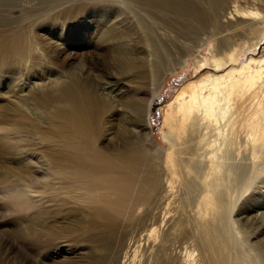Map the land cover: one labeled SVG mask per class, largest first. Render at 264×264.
<instances>
[{
    "label": "bare ground",
    "instance_id": "6f19581e",
    "mask_svg": "<svg viewBox=\"0 0 264 264\" xmlns=\"http://www.w3.org/2000/svg\"><path fill=\"white\" fill-rule=\"evenodd\" d=\"M139 1L204 27L222 0H198L209 4L210 15L193 0ZM256 2L234 0L224 18L254 21L255 11L240 12L236 5ZM148 38L152 65L135 68L134 88L123 78L98 87L112 103L128 101L124 114L136 149L105 153L97 145L111 133L99 140L92 127L83 143L61 150L57 159L18 152L15 180L0 173V229L10 228L0 238V264H264V243L257 240L264 224L255 234L247 223L264 211V51L255 57L264 17L223 34L208 63L197 62L195 74L203 75L167 105L164 147L154 150L149 119L164 83L157 65L163 57L173 65L185 60L175 53L173 38ZM208 43L202 38L198 48ZM5 78L0 75V82ZM13 84L11 98L19 100L21 80ZM20 143L17 136L14 148ZM21 168L26 172L19 175ZM72 212L81 216L82 232L66 223L63 215ZM127 257H133L129 263Z\"/></svg>",
    "mask_w": 264,
    "mask_h": 264
},
{
    "label": "rangeland",
    "instance_id": "374dc122",
    "mask_svg": "<svg viewBox=\"0 0 264 264\" xmlns=\"http://www.w3.org/2000/svg\"><path fill=\"white\" fill-rule=\"evenodd\" d=\"M233 1L222 0L210 12L207 2L193 0L200 7L202 4L205 14L210 10L208 23L200 27L167 9L143 7L139 0H0V75L6 77L0 82V173L13 182L14 164L22 161L17 159L18 152H36L43 159H57L61 150L66 153L75 144L83 143L92 127L99 140L107 141L111 133L107 142L98 143L101 151L113 154L121 148L136 149L124 114L130 109L128 101L112 103L99 95L98 87L123 78L134 88L135 68L141 70V62L147 70L152 65L153 48L148 37L156 35L173 38L178 46L175 53L185 60L173 65L171 58L163 57L157 65L164 83L151 108L148 143L152 150L158 148L157 144L164 147L162 121L166 107L183 86L203 75L195 74L197 62L210 58V50L223 34L251 27L264 17V0H257L253 5H236L240 12L255 11L258 16L254 21L225 19ZM117 19L124 22V27L116 25ZM260 34L257 31L256 35ZM207 36L210 43L198 48ZM261 51L264 41L258 45L255 57ZM188 55L191 59H186ZM14 79L22 84L18 90L24 96L19 100L11 98ZM17 136L21 143L15 149ZM22 172L26 170L17 171L19 175ZM0 217L2 220L1 213ZM63 217L82 232L81 216L72 212ZM247 223L257 234L264 224V211L260 216H250ZM9 230L0 229V238ZM257 240L263 244L264 234ZM129 241L139 243L137 237ZM14 256L12 253V260ZM127 258L129 263L133 257ZM48 262L49 258H45L44 263Z\"/></svg>",
    "mask_w": 264,
    "mask_h": 264
}]
</instances>
